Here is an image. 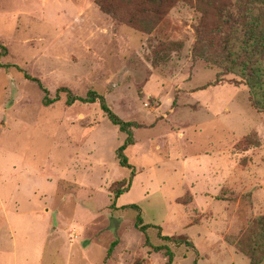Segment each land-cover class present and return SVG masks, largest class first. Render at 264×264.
<instances>
[{
    "label": "rangeland",
    "instance_id": "rangeland-1",
    "mask_svg": "<svg viewBox=\"0 0 264 264\" xmlns=\"http://www.w3.org/2000/svg\"><path fill=\"white\" fill-rule=\"evenodd\" d=\"M212 1L175 2L136 31L92 0H0L2 66L50 97L94 91L137 125L120 151L127 169L124 135L98 103L67 106L60 93L43 106L35 83L0 67V264H248L232 243L264 216V112L235 77L191 58ZM17 207L35 215L8 223Z\"/></svg>",
    "mask_w": 264,
    "mask_h": 264
},
{
    "label": "trees",
    "instance_id": "trees-1",
    "mask_svg": "<svg viewBox=\"0 0 264 264\" xmlns=\"http://www.w3.org/2000/svg\"><path fill=\"white\" fill-rule=\"evenodd\" d=\"M96 8L112 21L122 23L131 29L140 31L138 24L140 19L152 17L160 19L175 2L189 0H92ZM196 2L198 0H195ZM201 12V18L194 27V43L191 48V58L200 60L209 66L218 69L217 75H231L237 82L244 86L248 92L250 106L256 112H264V0H215ZM211 17L205 21V16ZM152 20V19H150ZM5 49L0 45V56ZM165 56L162 61H165ZM157 58H152V64L158 63ZM1 68H12L20 72L25 80L35 83L42 93L41 104L48 106L58 100L63 93L65 105L74 102L83 104L98 103L100 110L124 135L122 145L117 149L118 164L121 167L131 169L124 159H121L120 151L133 144L132 129L137 125L125 122L116 117L105 106L103 97L94 91L88 90L83 96L70 93L67 88H57L50 97L39 80L30 77L15 65H1ZM247 137V136H246ZM244 137V138H246ZM130 180L125 186L113 192V201L129 188ZM113 206V203H111ZM136 212L134 227L142 234L147 226L141 225L138 208L129 206ZM159 230V228H156ZM161 240H168L167 236H159ZM147 245V240L144 238ZM179 242H176L178 244ZM187 244V242H185ZM234 249L247 259L248 264H264V216H257L251 223V231L245 236L244 241L238 240L232 243ZM114 243L106 250L105 258L109 257ZM153 252L164 251L167 261L172 254L167 247L150 246Z\"/></svg>",
    "mask_w": 264,
    "mask_h": 264
},
{
    "label": "crops",
    "instance_id": "crops-1",
    "mask_svg": "<svg viewBox=\"0 0 264 264\" xmlns=\"http://www.w3.org/2000/svg\"><path fill=\"white\" fill-rule=\"evenodd\" d=\"M257 113H261V112H257ZM263 116H264V114H262ZM135 144V143H134ZM133 145V144H132ZM245 168V167H244ZM243 167H240L239 169H240V171L242 172L243 170L242 169H244ZM254 181H257V180H254ZM222 184H225V183H228V184H233L234 182H231L230 181V178L228 177V178H226V180H224V181H222L221 182ZM241 184L239 185V186H242V190L244 191L245 189H247V187L248 186H250V184H252V180L251 181H245V180H243V181H241L240 182ZM222 184H220V185H218L217 186V190H215L214 192H213V194H216V193H218L219 192V190H220V188H221V186H222ZM262 188V187H261ZM263 189V188H262ZM202 197H204V196H202ZM10 196L8 197V205H9V201H10ZM18 209L15 211V212H9V213H11L10 214V218H8V223H9V221H10V219H12V218H14V219H16V218H18V217H22L23 215H35V209L34 208H32V210L30 209L28 212H23L22 210H21V207H17ZM18 219H20V218H18ZM41 241H43V237H41Z\"/></svg>",
    "mask_w": 264,
    "mask_h": 264
}]
</instances>
